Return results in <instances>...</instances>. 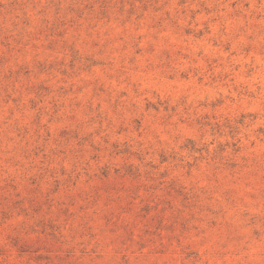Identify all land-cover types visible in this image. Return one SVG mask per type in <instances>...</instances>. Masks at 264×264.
I'll use <instances>...</instances> for the list:
<instances>
[{
    "label": "rangeland",
    "instance_id": "rangeland-1",
    "mask_svg": "<svg viewBox=\"0 0 264 264\" xmlns=\"http://www.w3.org/2000/svg\"><path fill=\"white\" fill-rule=\"evenodd\" d=\"M0 264H264V0H0Z\"/></svg>",
    "mask_w": 264,
    "mask_h": 264
}]
</instances>
